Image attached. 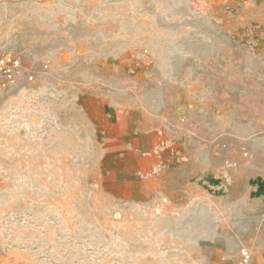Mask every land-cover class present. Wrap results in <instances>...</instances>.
<instances>
[{"label":"rangeland","instance_id":"374dc122","mask_svg":"<svg viewBox=\"0 0 264 264\" xmlns=\"http://www.w3.org/2000/svg\"><path fill=\"white\" fill-rule=\"evenodd\" d=\"M0 264H240L264 237V0H0Z\"/></svg>","mask_w":264,"mask_h":264},{"label":"built area","instance_id":"2783aa9c","mask_svg":"<svg viewBox=\"0 0 264 264\" xmlns=\"http://www.w3.org/2000/svg\"><path fill=\"white\" fill-rule=\"evenodd\" d=\"M19 65V59L14 56H0V93L6 82L11 81L16 72V68ZM251 260L250 250L243 248L241 250V262L240 264H248Z\"/></svg>","mask_w":264,"mask_h":264},{"label":"crops","instance_id":"0c3cea01","mask_svg":"<svg viewBox=\"0 0 264 264\" xmlns=\"http://www.w3.org/2000/svg\"><path fill=\"white\" fill-rule=\"evenodd\" d=\"M252 264H264V237L253 247Z\"/></svg>","mask_w":264,"mask_h":264}]
</instances>
